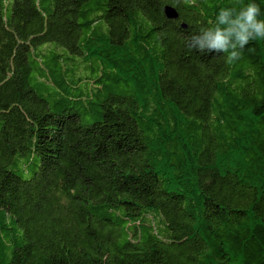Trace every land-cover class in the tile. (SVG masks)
Here are the masks:
<instances>
[{
  "label": "trees",
  "instance_id": "16d2710c",
  "mask_svg": "<svg viewBox=\"0 0 264 264\" xmlns=\"http://www.w3.org/2000/svg\"><path fill=\"white\" fill-rule=\"evenodd\" d=\"M232 6L0 0V264H264V40L187 45Z\"/></svg>",
  "mask_w": 264,
  "mask_h": 264
},
{
  "label": "clouds",
  "instance_id": "9594fccd",
  "mask_svg": "<svg viewBox=\"0 0 264 264\" xmlns=\"http://www.w3.org/2000/svg\"><path fill=\"white\" fill-rule=\"evenodd\" d=\"M236 5H239L238 7ZM255 2L234 0V6L219 10L215 23L199 27L198 33L187 38L189 49L201 53H224L231 65L242 58L251 41L264 40V19Z\"/></svg>",
  "mask_w": 264,
  "mask_h": 264
},
{
  "label": "water",
  "instance_id": "95a60500",
  "mask_svg": "<svg viewBox=\"0 0 264 264\" xmlns=\"http://www.w3.org/2000/svg\"><path fill=\"white\" fill-rule=\"evenodd\" d=\"M164 13H165V17L169 20H176L177 19V15H176L175 11L171 8L166 7L164 9Z\"/></svg>",
  "mask_w": 264,
  "mask_h": 264
}]
</instances>
